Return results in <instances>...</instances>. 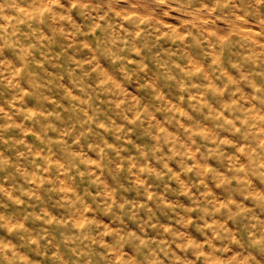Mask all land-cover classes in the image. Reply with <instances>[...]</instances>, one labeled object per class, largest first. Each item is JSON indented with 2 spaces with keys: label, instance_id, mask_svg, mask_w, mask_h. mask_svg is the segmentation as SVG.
Returning a JSON list of instances; mask_svg holds the SVG:
<instances>
[{
  "label": "clouds",
  "instance_id": "1",
  "mask_svg": "<svg viewBox=\"0 0 264 264\" xmlns=\"http://www.w3.org/2000/svg\"><path fill=\"white\" fill-rule=\"evenodd\" d=\"M0 264H264V0H0Z\"/></svg>",
  "mask_w": 264,
  "mask_h": 264
}]
</instances>
